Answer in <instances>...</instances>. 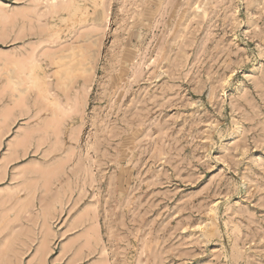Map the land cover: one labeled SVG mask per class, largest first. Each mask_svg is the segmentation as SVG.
I'll return each mask as SVG.
<instances>
[{
	"label": "rangeland",
	"instance_id": "obj_1",
	"mask_svg": "<svg viewBox=\"0 0 264 264\" xmlns=\"http://www.w3.org/2000/svg\"><path fill=\"white\" fill-rule=\"evenodd\" d=\"M0 264H264V0H0Z\"/></svg>",
	"mask_w": 264,
	"mask_h": 264
},
{
	"label": "bare ground",
	"instance_id": "obj_2",
	"mask_svg": "<svg viewBox=\"0 0 264 264\" xmlns=\"http://www.w3.org/2000/svg\"><path fill=\"white\" fill-rule=\"evenodd\" d=\"M61 2H62V1H61ZM47 3H48V2H47ZM64 3H65V2H64ZM54 4H55V3H54ZM56 4H57V3H56ZM58 4H59V3H58ZM58 4H57V5H58ZM60 5H62V4H60ZM64 5H65V4H64ZM47 7H49L48 4H47ZM55 7H58V6H55ZM58 8H59V7H58ZM53 9H54V7H53ZM53 9H52V10H53ZM56 9H57V8H56ZM56 9H55V10H56ZM98 29H99V28H98ZM96 30H97V29H96ZM98 32H99V31H98ZM55 41H56V40H55ZM93 41H94V40H93ZM51 42H52V41H51ZM89 42H90V41H89ZM63 43H64V42H63ZM91 43H92V41H91ZM91 43H90V46H91L92 44H94V43H92V44H91ZM39 44H40V43H39ZM87 44H89V43H87ZM87 47H88V45H87ZM68 48H69V47H68ZM76 48H77V47H76ZM54 49H55V48H54ZM54 49H53V50H54ZM57 49H58V48H57ZM60 49H61V48H60ZM63 49H64V48H63ZM73 49H74V48H72L70 51H73ZM37 50H38V49H37ZM47 50H48V49H47ZM65 50H67V49H65ZM77 50H78V49H77ZM83 50H84V49H83ZM33 51H34V50H33ZM48 51H49V50H48ZM63 51H64V50H63ZM75 51H76V50H75ZM34 52H35V51H34ZM32 53H33V52H32ZM59 53H60V52H59ZM59 53H57V54H59ZM85 53H86V52H85ZM88 53H89V52H88ZM44 54H45V53H44ZM46 54H47V53H46ZM69 54H70V53H69ZM83 54H84V53H83ZM86 54H87V53H86ZM63 55H64V54H63ZM67 55H68V54H67ZM32 56H33V55H32ZM38 56H39V55H38ZM28 57H29V56H28ZM42 57H43V55H42ZM49 57H50V56H49ZM52 57H53V56H52ZM69 57H70V56H69ZM34 58H35V57L33 56V59H34ZM37 58H38V57H37ZM63 58H64V57H63ZM76 58H77V57H76ZM76 58H75V59H76ZM35 59H36V58H35ZM45 59H46V58H45ZM72 59H73V58H71L70 61H71ZM24 60H26V58H25ZM28 60H29V59H28ZM49 60H50V59H49ZM53 60H55V59L53 58ZM61 60H62L61 54L58 55V56L56 55V61H55V62L58 63V62H60ZM22 61H23V60H22ZM26 61H27V60H26ZM29 61H30V60H29ZM29 61H28V62H29ZM42 61H43V60H42ZM67 61H68V59H67ZM67 61H66V62H67ZM31 62H32V61H31ZM35 62H36V61H35ZM53 62H54V61H53ZM53 62H52V63H53ZM66 62H63V61H62V64H64V63L66 64ZM68 62H69V61H68ZM23 64H24V63H23ZM74 64L76 65L77 63H74ZM74 64H73V65H74ZM24 65H25V64H24ZM39 65H40V64H39ZM39 65H38V66H39ZM73 65H72V66H73ZM38 66H37V67H38ZM56 66H58V65H56ZM23 67H24V66H23ZM27 67H28V66H27ZM54 67H55V65H54ZM75 67L77 68V66H75ZM75 67H74V68H75ZM81 67H82V66H81ZM40 68H41V67H38V69H40ZM58 68H59V67H58ZM66 68H67V67H66ZM67 69H68V68H67ZM72 69H73V68H72ZM77 69H78V68H77ZM59 71L61 72V70H59ZM29 72H30V71H29ZM31 72H32V70H31ZM40 72H41V71H40ZM54 72H56V71H54ZM27 73H28V72H27ZM56 73H58V72H56ZM30 74H31V73H29V75H30ZM46 74H47V73H46ZM61 74H62V73H61ZM43 75H44V74H43ZM54 75H56V74H54ZM32 77H33V76H32ZM44 77L46 78V76H44ZM56 77H57V78L60 77L59 74H57ZM39 79H41V77H40ZM34 80H35V78H34ZM46 80H47V78H46ZM32 81H33V80H32ZM35 81H36V80H35ZM43 81H44V80H43ZM46 84H47V83H46ZM51 94H52V93H51ZM70 104H71V103H70ZM71 107H74V106H71ZM66 108H67V107H66ZM68 108H69V107H68ZM69 109H70V108H69ZM64 111H65V109H64ZM69 111H70V110H69ZM7 116H10V114L7 115ZM5 120H6V119H5ZM4 123H5V122H4ZM4 123H3V124H4ZM1 125H2V124H1ZM22 140H23V139H22ZM22 140H21V141H22ZM26 142H27V141H26ZM22 143L24 144V142H22ZM25 144H26V143H25ZM25 144H24V146H26ZM13 145H15V147L17 146V145L14 144V143H13ZM13 145H12V146H13ZM18 145H19V144H18ZM12 148H13V147H12ZM12 148H11V146H10V147L7 149V150H9V153H10V149H12ZM20 149H21V150H19V151L25 153V151L23 150L24 148L22 149V147H20ZM25 149H26V148H25ZM13 150H14V149H13ZM14 151H15V153H16L17 150H14ZM12 153H13V151H12ZM16 154H17V153H16ZM16 154H15V155H16ZM9 155H10V154H9ZM22 155H23V154H22ZM19 156H20V155H19ZM11 157L13 158V155H12ZM11 157L9 156L10 159H11ZM14 158H15V156H14ZM14 158H13V160H14ZM18 158H19V157H18ZM16 159H17V158H16ZM31 172H32V171H30V173H31ZM29 181H30V180H29ZM26 185H27V184H26ZM18 186H19V185H18ZM21 186H22V185H21ZM32 187H33V186H32ZM14 188H15V187H14ZM26 191H27V189H26ZM29 191H30V190H29ZM9 192H10V191H9ZM14 193H15V192H14ZM28 194H29V193H28ZM28 194H27V195H28ZM31 194L33 195V192H32ZM32 195H31V196H32ZM29 196H30V195H29ZM31 196H30V197H31ZM31 202H32V201H31ZM25 204H26V203H25ZM25 204H24L23 206H25ZM12 206H13V205H12ZM28 206H29V205H28ZM28 206H27V207H28ZM26 209H27V208H26ZM23 213H24V212H23ZM25 219H26V218H25Z\"/></svg>",
	"mask_w": 264,
	"mask_h": 264
}]
</instances>
